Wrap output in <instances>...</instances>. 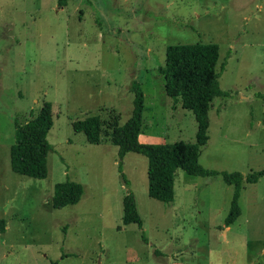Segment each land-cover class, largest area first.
<instances>
[{"label": "rangeland", "instance_id": "1", "mask_svg": "<svg viewBox=\"0 0 264 264\" xmlns=\"http://www.w3.org/2000/svg\"><path fill=\"white\" fill-rule=\"evenodd\" d=\"M211 42L226 96L207 110L198 162L242 175L240 213L223 225L232 194L219 174L176 170L169 204L147 195L146 158H122L101 136L86 142L70 123L89 115L126 121L129 83L143 93L139 136L192 143V113L166 96L158 67L166 45ZM224 62L223 69L220 64ZM51 104L47 175L11 171L13 119ZM264 0H0V264H264ZM82 185L75 204L53 208V184ZM129 189L141 226L121 223Z\"/></svg>", "mask_w": 264, "mask_h": 264}, {"label": "trees", "instance_id": "2", "mask_svg": "<svg viewBox=\"0 0 264 264\" xmlns=\"http://www.w3.org/2000/svg\"><path fill=\"white\" fill-rule=\"evenodd\" d=\"M64 6L66 0H56ZM218 58V47L211 42L176 43L165 46L163 65L158 67L163 78V90L172 103L189 110L196 129L192 143L161 142L142 143L138 134L142 125L143 93L137 81L129 83L132 94L131 110L122 124L116 119L105 121L98 115L85 116L70 123L73 132H81L89 144H96L101 136L116 147V170L121 183L129 182L122 172V158L127 152H135L146 158L147 195L159 202L169 204L173 199V175L176 170L191 176H213L219 174L222 181L232 186V194L223 225L229 226L240 213L237 200L241 189L242 175L238 171L226 172L202 167L198 162L199 147L207 141V110L215 97L226 96L219 88L220 71L214 67ZM224 62L220 64L223 69ZM52 124L51 104L43 101L36 113L18 122L13 119V141L8 150L11 171L30 178L42 179L47 175L46 154L50 148L46 133ZM264 176V169L249 172L244 176L247 183H255ZM82 194V185L65 179L52 187L50 204L61 208L77 203ZM121 223L141 226L132 192L126 189L121 200ZM4 232V221L0 218V233ZM49 264H56L50 261Z\"/></svg>", "mask_w": 264, "mask_h": 264}, {"label": "crops", "instance_id": "3", "mask_svg": "<svg viewBox=\"0 0 264 264\" xmlns=\"http://www.w3.org/2000/svg\"><path fill=\"white\" fill-rule=\"evenodd\" d=\"M152 134H150V133H143V135L141 136V139H140V136H139V134H138V141L139 142H142V143H154V142H152ZM173 190H174V185H173Z\"/></svg>", "mask_w": 264, "mask_h": 264}]
</instances>
